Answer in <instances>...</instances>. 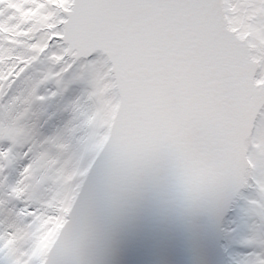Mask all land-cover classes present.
Here are the masks:
<instances>
[{
    "label": "snow or ice",
    "instance_id": "6c2138e0",
    "mask_svg": "<svg viewBox=\"0 0 264 264\" xmlns=\"http://www.w3.org/2000/svg\"><path fill=\"white\" fill-rule=\"evenodd\" d=\"M8 203L0 264H264V0H0Z\"/></svg>",
    "mask_w": 264,
    "mask_h": 264
},
{
    "label": "bare ground",
    "instance_id": "6f19581e",
    "mask_svg": "<svg viewBox=\"0 0 264 264\" xmlns=\"http://www.w3.org/2000/svg\"><path fill=\"white\" fill-rule=\"evenodd\" d=\"M43 70L49 67L46 63L38 65ZM12 203L0 205V221L5 224L10 223L14 219ZM113 221V207L104 199L101 193L85 210L81 225L83 229V244L86 255H91L95 252L98 246L103 242L106 231ZM92 230V236H86L87 231Z\"/></svg>",
    "mask_w": 264,
    "mask_h": 264
},
{
    "label": "water",
    "instance_id": "95a60500",
    "mask_svg": "<svg viewBox=\"0 0 264 264\" xmlns=\"http://www.w3.org/2000/svg\"><path fill=\"white\" fill-rule=\"evenodd\" d=\"M40 70H43V69H41L40 67H38ZM86 236H92V230L91 231H87L86 232ZM84 240V239H83Z\"/></svg>",
    "mask_w": 264,
    "mask_h": 264
},
{
    "label": "rangeland",
    "instance_id": "374dc122",
    "mask_svg": "<svg viewBox=\"0 0 264 264\" xmlns=\"http://www.w3.org/2000/svg\"><path fill=\"white\" fill-rule=\"evenodd\" d=\"M42 71H43V70H42ZM9 175H10V177H11L12 175H14V172H13L12 170H10ZM10 209H14V206H13V208H8L7 210H10Z\"/></svg>",
    "mask_w": 264,
    "mask_h": 264
}]
</instances>
